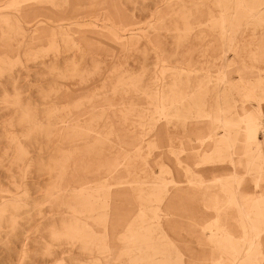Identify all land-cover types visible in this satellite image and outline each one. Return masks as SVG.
<instances>
[{
    "label": "rangeland",
    "instance_id": "374dc122",
    "mask_svg": "<svg viewBox=\"0 0 264 264\" xmlns=\"http://www.w3.org/2000/svg\"><path fill=\"white\" fill-rule=\"evenodd\" d=\"M259 127L264 0H0V264H264Z\"/></svg>",
    "mask_w": 264,
    "mask_h": 264
},
{
    "label": "crops",
    "instance_id": "0c3cea01",
    "mask_svg": "<svg viewBox=\"0 0 264 264\" xmlns=\"http://www.w3.org/2000/svg\"><path fill=\"white\" fill-rule=\"evenodd\" d=\"M211 181V183H209V184H207V185H205V188H204V190H205V193L206 192H211V191H215L216 190V187H217V184H216V178H213V179H211L210 180ZM235 182V181H234ZM237 184V183H236ZM237 187L234 185V190H233V192H234V196H235V198H236V195H235V189H236ZM237 191H239V193H240V189L238 188L237 189ZM214 201H215V203H214ZM212 206L215 208V209H219V207H223L224 206V203H222V200L219 198V196H218V192H216V193H214L213 194V197H212ZM245 213V212H244ZM246 214V213H245ZM217 222H218V220H215V223H214V225L210 228L211 229V232H214V233H219L220 231H219V226L217 225Z\"/></svg>",
    "mask_w": 264,
    "mask_h": 264
},
{
    "label": "bare ground",
    "instance_id": "6f19581e",
    "mask_svg": "<svg viewBox=\"0 0 264 264\" xmlns=\"http://www.w3.org/2000/svg\"><path fill=\"white\" fill-rule=\"evenodd\" d=\"M261 108V107H260ZM262 124V123H261ZM256 127L254 126V127H250V128H247L246 130H245V134H244V141L245 142H249L252 138H253V136H254V133L256 132ZM259 130L261 131V133L263 134V136H264V128L263 127H259ZM205 139H207V138H205ZM264 140V139H263ZM201 141V140H200ZM208 141V140H207ZM230 142V141H229ZM233 142V141H232ZM263 143H264V141H263ZM262 143V144H263ZM254 147H256V146H254ZM261 149V148H260ZM238 150H239V148H238V146H237V148H236V152L234 153L235 155H237V156H240L239 154H238ZM236 170H237V167L233 164L232 165V171H233V174L235 175V176H237V172H236ZM243 185H244V188H248V186H249V180H244L243 182ZM238 186V185H237ZM236 189H238V188H236ZM236 194H237V191H236ZM238 195V194H237ZM237 199H238V205H239V207L241 208V210L242 211H244V207H243V205H242V203H241V200H240V198H239V196H237ZM245 214V213H244ZM246 215V214H245ZM249 224H250V222H248Z\"/></svg>",
    "mask_w": 264,
    "mask_h": 264
}]
</instances>
